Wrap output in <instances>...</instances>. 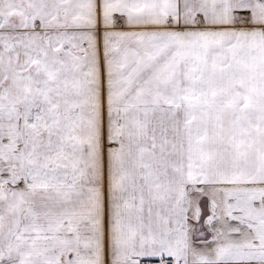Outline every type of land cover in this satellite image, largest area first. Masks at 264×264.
I'll return each instance as SVG.
<instances>
[{
    "label": "snow or ice",
    "instance_id": "snow-or-ice-1",
    "mask_svg": "<svg viewBox=\"0 0 264 264\" xmlns=\"http://www.w3.org/2000/svg\"><path fill=\"white\" fill-rule=\"evenodd\" d=\"M0 264H264V0H0Z\"/></svg>",
    "mask_w": 264,
    "mask_h": 264
}]
</instances>
